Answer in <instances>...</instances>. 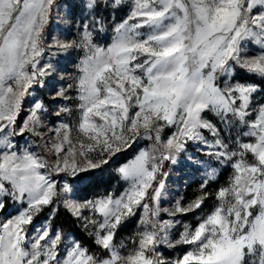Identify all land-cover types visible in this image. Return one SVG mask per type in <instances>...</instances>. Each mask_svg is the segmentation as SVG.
<instances>
[{"label": "snow or ice", "instance_id": "obj_1", "mask_svg": "<svg viewBox=\"0 0 264 264\" xmlns=\"http://www.w3.org/2000/svg\"><path fill=\"white\" fill-rule=\"evenodd\" d=\"M54 18L76 38L48 42ZM70 49L76 74L53 98L77 103L54 110L53 125L42 100H27ZM258 96L264 0H0V213L15 212L0 220V264H264ZM141 141L149 143L111 170L125 185L119 195L76 198ZM189 143L206 157H187L202 169L199 192L161 207L163 164L177 163ZM223 169L228 179L211 210L185 222ZM57 201L93 248L53 229L56 209L29 235L26 226ZM138 212L135 231L117 242ZM178 246L190 247L169 258Z\"/></svg>", "mask_w": 264, "mask_h": 264}, {"label": "rangeland", "instance_id": "obj_2", "mask_svg": "<svg viewBox=\"0 0 264 264\" xmlns=\"http://www.w3.org/2000/svg\"><path fill=\"white\" fill-rule=\"evenodd\" d=\"M58 3L61 0H57ZM126 15L125 10H121L116 14V20L119 21L123 16ZM55 17V13H54ZM50 35L48 36V42H51V36H59L60 39L72 40L75 37V31L69 30V26L60 24L57 25L55 18L52 21L51 26L48 29ZM100 43L107 44L110 42V32L108 35H105L99 41ZM47 59V54L46 57ZM79 59V54L75 50H69L67 53H61L58 56L54 57L52 62L56 66V71L53 72L51 76L45 78V83L43 87L36 86L34 89V97H28L27 104H30L33 99L42 100L45 104V107L48 109L46 113L47 119L50 120L53 125L59 119L58 117L52 115L53 111L56 110L62 104H68L70 107L75 109V104L77 101H64L60 98H53L58 89L63 86L67 87L68 83L71 82L70 77L76 74L75 64ZM239 71V70H238ZM239 75H244L240 73ZM63 77V79H61ZM32 91V90H30ZM70 95L75 96V91L70 90ZM257 100L261 103H264V96H258ZM27 106V105H26ZM26 113H21L19 121H22L23 116ZM171 130H166L165 138L169 135ZM207 135V133H205ZM209 139L211 137L209 136ZM147 141H141L138 146L134 145L133 150H129V152L123 157V159L117 161L115 164H110L106 166L103 171L102 180L98 181L95 185L91 187H85L80 192L76 194L77 199H90L97 195H106L109 192H114L116 195H119L120 192L123 191L125 185L122 182H118V179L112 173V168L116 167L118 163L125 162L126 159H130L132 155H134V151L137 147H144L148 144ZM188 155L193 156L194 158L204 160L206 159L199 151H197V145L189 143L187 145V149L185 152L178 154V162L173 164L171 161H166L165 170L163 173H167V177L165 178L161 175L160 180L165 181V198L161 202V207H167L169 204L174 203L176 199L179 197H183V203H188L192 200L199 192L200 184H201V171L197 165L193 164L191 161L187 159ZM230 169L221 170L218 178L212 182H210L206 191L211 195L206 200L202 209L195 214H189L182 219L191 224L196 223V216L200 215L201 212L207 213L211 210L213 203L215 202V192L222 186L226 185L228 179V173ZM149 203H151L149 201ZM59 204L63 209L64 206L62 202H55L52 205L51 211L47 214L46 218L39 221L37 224L32 225L28 233L32 234L34 228L37 225H40L47 217L52 213L55 205ZM50 206V205H49ZM19 207V206H16ZM67 212L68 210L65 209ZM69 213V212H68ZM14 215L15 212L11 211V205L4 212L0 213V220L6 219L9 215ZM70 214V213H69ZM87 215V212L85 213ZM71 215V214H70ZM72 216V215H71ZM73 217V216H72ZM74 218V217H73ZM75 219V218H74ZM139 219V212L135 217L130 218L124 225H122L116 235V241L119 242L122 238L131 235L136 229V221ZM81 222L77 221V226L83 235L90 239L86 233L82 230L80 226ZM67 235V234H66ZM178 235V233H176ZM91 240V239H90ZM190 246H178L174 251L168 253L169 258H175L177 255H182L183 252Z\"/></svg>", "mask_w": 264, "mask_h": 264}, {"label": "trees", "instance_id": "obj_3", "mask_svg": "<svg viewBox=\"0 0 264 264\" xmlns=\"http://www.w3.org/2000/svg\"><path fill=\"white\" fill-rule=\"evenodd\" d=\"M238 79H241L242 81L245 79L244 75H239ZM166 161L163 164V167L161 169V172L163 173L165 170ZM161 178V175L158 176V179ZM219 180V178H218ZM151 191V190H150ZM53 205L47 206L41 211L38 215H36L33 219V222L31 225L26 226L27 229L32 225L37 224L39 221L46 218L47 214L51 211ZM54 209H56L55 212V219L52 222V227L55 229L56 227H60L64 230L65 234H71L73 235L77 240L81 241L82 244L86 247H89L90 249L94 246L92 245V242L90 239L86 238L83 233L79 230L77 226V220L74 219L65 209H63L59 204L55 205Z\"/></svg>", "mask_w": 264, "mask_h": 264}]
</instances>
